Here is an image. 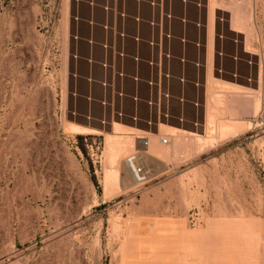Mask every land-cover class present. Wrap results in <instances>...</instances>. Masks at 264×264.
Returning a JSON list of instances; mask_svg holds the SVG:
<instances>
[{"label":"rangeland","instance_id":"rangeland-1","mask_svg":"<svg viewBox=\"0 0 264 264\" xmlns=\"http://www.w3.org/2000/svg\"><path fill=\"white\" fill-rule=\"evenodd\" d=\"M215 3L245 14L237 29L250 37L230 31L232 12L214 16L228 61L219 72L207 59L196 127L151 136L158 167L135 145L140 128L119 123L113 147L112 124L72 115V2L0 0V264H264V0ZM207 73L218 81L210 125ZM138 150L144 180L126 164Z\"/></svg>","mask_w":264,"mask_h":264},{"label":"built area","instance_id":"built-area-1","mask_svg":"<svg viewBox=\"0 0 264 264\" xmlns=\"http://www.w3.org/2000/svg\"><path fill=\"white\" fill-rule=\"evenodd\" d=\"M72 2V54L73 61V81L75 84L72 94L73 106L72 115L82 117L88 123L98 122L102 128L108 127L112 122L130 123L132 126L140 128L142 131L155 132L160 124L169 126L172 120L179 125L190 124L196 127L197 120H188L184 116V108L190 106L198 113L202 108L200 101H191L184 95L186 86H190L199 92L203 89L201 76L206 70V62L199 60H190L186 56V47L194 46L198 52L202 48L200 41H191L185 34L188 26H194L201 30L206 25L201 20L207 19V0H70ZM133 3L137 9L145 6L149 10V16L143 18L139 13L130 14L127 11V5ZM182 9V14L176 13V7ZM82 7L88 10L89 17H83ZM193 7L199 19L191 21L186 16V10ZM74 9V10H73ZM102 14V21L95 19V13ZM133 22L136 32L130 34L127 32L128 22ZM226 20L223 17L217 18V43L218 48L215 56L218 58L219 72L222 69V61L226 57L222 49V44L226 42L224 26ZM81 25H86L90 30V36L84 38L80 34ZM146 26L148 36L143 37L140 34L141 26ZM175 25L180 26L182 34L177 35L174 31ZM100 30L102 40L94 38L93 32ZM131 41L136 52L129 54L126 51L127 43ZM84 43L90 54L82 56L80 46ZM177 44L180 47V54H175L173 48ZM144 46L148 55L141 56L140 48ZM98 48L102 57L96 59L92 56V51ZM84 62L89 69V73L82 76L78 72V65ZM126 62H131L134 66V72L129 73L125 69ZM180 68L181 73L175 74L174 66ZM214 65V63H213ZM146 68V76L139 73V68ZM191 66L196 71V79L190 80L184 70ZM97 68L101 76L96 78L92 70ZM83 81L87 86L89 93L82 98L77 92L78 84ZM130 83L133 93L126 91V85ZM180 91L174 92V87ZM146 90V96L140 94V89ZM98 90L95 96L93 90ZM93 91V93H92ZM84 99V100H83ZM79 102H85L86 110L81 113L77 105ZM129 102L132 106V112H126L125 105ZM178 106L179 114L173 113V106ZM140 108L146 110V116L140 114ZM98 110V116L95 111ZM86 141V140H85ZM142 145L147 146L145 139L138 140ZM162 144H167L168 139H160ZM140 151L128 159V164L132 169L133 176L146 179L145 169L139 164L141 160ZM135 162V163H134Z\"/></svg>","mask_w":264,"mask_h":264},{"label":"crops","instance_id":"crops-1","mask_svg":"<svg viewBox=\"0 0 264 264\" xmlns=\"http://www.w3.org/2000/svg\"><path fill=\"white\" fill-rule=\"evenodd\" d=\"M98 1L102 2V0H98ZM127 11L130 14L139 13L143 18H147L149 16L148 8H146L145 6H142L140 9H137L136 6L133 3H131V2L127 5ZM175 11H176L177 14H182V9L179 8L178 6L176 7ZM81 14L85 18L89 17L88 10L85 7H82ZM186 16L191 21H197L199 19L198 14H197L196 10L193 7H189L186 10ZM95 19L97 21L101 22L102 19H103L102 18V14L100 12H96L95 13ZM201 21L205 22V24H206V21L204 20V18ZM126 30L130 34H134L136 32V27L133 24V22H131V21L128 22ZM174 31H175V33L177 35H181L183 33L182 29L178 25H175ZM80 34H81L82 37L87 38V37L90 36L91 33H90V30H88L86 25H81ZM140 34L143 37H147L148 36L149 33H148V29H147L146 26H144V25L141 26ZM185 34L191 41H200L201 44H202V48H201L200 52H198V50L194 46L188 45L186 47V56H187V58H189L190 60H199L202 63L206 62L207 61V58H206L207 57V36H206L205 27L199 31L194 26L190 25V26H188L186 28ZM93 36L98 41L102 40V32L100 30H95L93 32ZM217 48H218V43H217V40H215L214 43H212V48H211V52H212L211 53V65H213V63L215 65H218V58H216V56H215V51L217 50ZM173 50H174L175 54H180L181 53L180 47L177 44L174 45ZM126 51L129 54H134L136 52V48H135L134 44L131 41H129L127 43ZM139 52H140L141 56H143V57H146L148 55V51H147V49L144 46H142L140 48ZM80 53H81L82 56H88L90 54V51H89L88 47L84 43H82L81 46H80ZM92 56L94 58H96V59H100L102 57V53H101V51L98 48H96V49H94L92 51ZM223 61L224 62L228 61V56L227 55H226V57L224 58ZM125 69L129 73H133L134 70H135L134 66L132 65L131 62H126ZM73 70H74V66H73ZM77 70L82 76H85V75H87L90 72L89 69H88V66L84 62H81L78 65V69ZM174 72H175V74H180L181 73V70H180V68H178L177 65L174 66ZM139 73L142 76H146V74H147L146 68L144 66H141L139 68ZM92 74L96 78H99L101 76V73H100V71L97 68H94L92 70ZM184 74L190 80H195L196 79V71L191 66H187L185 68ZM204 77H205V72L201 76V82H203V83H204ZM78 85H79V90L77 88V92H79V94H81L82 98H84V96L89 93V90H88L87 86L85 85V83L83 81H81ZM93 91H94L95 96H97L99 94L98 90L95 89ZM93 91H92V93H93ZM126 91L128 93H133V88H132L130 83H128L126 85ZM179 91L180 90L175 86L174 87V92L178 93ZM202 93H203L202 94L203 97L201 98L200 94H198V92H196V90L194 88L190 87V86H186V88L184 90L185 97L187 99L191 100V101L197 100V101L202 102V99L204 98V90H203ZM140 94L142 96H146V90L144 88H141L140 89ZM80 103L82 104V109L80 110V108H79V110H80L81 113H84L85 110H86V104H85V102H80ZM125 110H126V112H132V106H131V104L129 102L126 103ZM202 110L203 109L200 108L198 110V113L196 114L195 111L190 106H186L184 108V116L188 120H198V119L200 120V118L202 117ZM95 113L98 114V110H96ZM173 113L174 114H179L180 113V111L178 110V106H176V105L173 106ZM140 114H141V116L145 117L146 116V110L144 108H140ZM169 126L173 127V129L176 128V130L177 129L184 130L183 128H185L184 125H181V124L179 125L174 120H172L170 122ZM185 126H187V124ZM132 127H134V126H132Z\"/></svg>","mask_w":264,"mask_h":264},{"label":"bare ground","instance_id":"bare-ground-1","mask_svg":"<svg viewBox=\"0 0 264 264\" xmlns=\"http://www.w3.org/2000/svg\"><path fill=\"white\" fill-rule=\"evenodd\" d=\"M233 5V4H232ZM235 5V4H234ZM216 6V3H215V0H208V2H207V30H208V34H206L207 36H208V46H207V48H208V56L206 57L207 59H210L209 60V62L211 61V48H212V34H213V32H212V30H213V27H214V25H213V23H214V16L215 15H220V16H223V14L224 13H230V12H232V14L230 15L231 16V22H232V24H233V27H235V28H231V30L230 31H232V32H234L235 34H240V35H244L245 36V34H246V36H249V35H247V32L246 31H244V32H246V33H244V32H242V31H240V30H238L240 27L238 26V25H241L242 23H244L243 21L244 20H247L248 18H245L244 16H246L245 14H244V16L242 15V13L239 11V10H237L234 6H232V8H235V9H230V10H232V11H226V10H223V9H221V8H218V7H215ZM237 7V6H236ZM237 8H239V7H237ZM221 12V14H219L218 12ZM248 21L249 20H247L246 22L248 23ZM245 25V24H244ZM246 26H247V24H246ZM238 28V29H237ZM247 28V27H246ZM240 29H242V28H240ZM244 29V28H243ZM251 29V28H250ZM248 32H249V30H248ZM250 33V32H249ZM250 37V36H249ZM250 38H248V40H249ZM250 42V41H249ZM247 46V45H246ZM245 46V49H244V51L243 52H245L246 54H248V55H250V56H255L256 54H254L253 52H250L249 50H247V47ZM209 57V58H208ZM258 57V56H257ZM208 61V60H207ZM206 61V62H207ZM211 63V62H210ZM211 65V64H210ZM206 66H207V63H206ZM211 67V66H210ZM209 67V68H210ZM208 68V67H207ZM211 69V68H210ZM209 69V70H210ZM208 70V69H207ZM208 70V71H209ZM209 73V72H208ZM207 73V78H206V82H205V84H206V87H205V106H204V124H206V125H210L211 123H212V121H214V120H212V119H214V117H213V111H212V109H215V105H214V103H212L213 102V100L211 101V97H213V99H216L215 98V95L214 94H212L214 91V83H213V85H212V83H211V81L210 80H212L213 81V79H209L210 77H211V75H209V74H211V72L208 74ZM258 77H260L259 75H258ZM213 82H215V81H213ZM216 82H218V81H216ZM215 82V83H216ZM252 94H254V93H252ZM254 96V95H253ZM256 97V96H255ZM249 99V98H248ZM235 100H237V99H235ZM254 100V99H253ZM252 100V101H253ZM197 101V100H196ZM216 102H217V100H215ZM248 101V100H247ZM251 101V100H250ZM255 103V102H254ZM251 104H252V102H251ZM244 105V104H243ZM254 105V104H253ZM252 105V106H253ZM249 106V105H248ZM212 107H214V108H212ZM259 107V106H258ZM246 108V107H245ZM257 108V107H256ZM229 109V108H228ZM252 110V109H251ZM214 115H215V113H214ZM236 121V120H235ZM228 123V122H227ZM121 124V123H120ZM119 124V122H112V125H111V129H112V132H111V134H109L108 136H107V142L109 143V144H111V142H112V144H113V142L115 141V140H117L116 142H118V139L122 136V135H124V132H125V130H128L127 128H125L124 126H122V125H120ZM109 125V126H110ZM228 125V124H227ZM71 126V125H70ZM164 127V128H169L170 126H166V125H163V124H160L158 127L160 128V127ZM234 126V125H233ZM228 127V126H227ZM235 127V126H234ZM233 127V128H234ZM159 128H157V130H155V132H148V131H139V130H137V132H139V134L140 133H142L139 137L137 136V137H135L136 139H137V141L138 140H140V139H145L146 141H147V146H141L142 147V150H144L145 152H143V155H144V158L146 157L147 159L146 160H148V158L150 159L151 158V161H153L154 159H153V156L152 155H149V149H150V147H151V145H150V147H149V144L152 142H149L150 141V138H151V140L153 139L152 137H154V140H155V138H158V136L160 137V134H161V129H159ZM238 128V127H237ZM70 129L71 130H73L75 133H77V134H90L91 132H93L92 130H89V129H87V128H84V127H81V126H76V125H72L71 127H70ZM169 129H172V130H175V131H179V130H176V129H173L172 127L171 128H169ZM206 129V128H205ZM131 130H135V129H131ZM96 132V131H95ZM179 132H182V131H179ZM144 134V135H143ZM138 135V134H137ZM152 136V137H151ZM167 136V135H166ZM185 136V135H184ZM191 136V135H190ZM195 136V135H194ZM168 137L170 138V137H172V135H170L169 136V134H168ZM182 137V136H181ZM180 137V138H181ZM205 137H207V135H205ZM180 138H179V140L178 141H176V143H175V145L177 146V149H178V147L179 146H181L180 148H182V142L180 141ZM183 138V137H182ZM197 138V137H196ZM199 138H201V137H199ZM198 138V139H199ZM203 138V137H202ZM204 139V138H203ZM120 140V139H119ZM196 140V139H195ZM201 140V139H200ZM133 142H134V140H132ZM136 140H135V145H142V142H137ZM159 141H160V139H159ZM161 142V141H160ZM200 142V141H199ZM121 143V142H120ZM125 143V142H124ZM137 143V144H136ZM174 143V142H173ZM162 144V143H161ZM114 145V146H113ZM112 146L113 147H115V144H113ZM118 145V144H117ZM157 145V144H156ZM198 145H199V143H198ZM173 146V145H172ZM109 147H110V145H109ZM117 147V146H116ZM152 147H155V149L153 148L152 149ZM151 147V152L154 150V151H156L155 153H157L158 154V152H161V151H163V149L160 147V146H157V147H160V148H156V146L154 145V146H152ZM202 147V146H201ZM118 148H121V147H118ZM114 149V148H113ZM116 150H118L117 148H115ZM123 148H121V150H122ZM175 149V148H174ZM176 149V150H177ZM191 149V148H190ZM120 150V149H119ZM124 150V149H123ZM107 151H110L109 152V154H108V159L109 160H107V161H109L110 162V159L111 160H113L112 158H113V156L116 154V151L115 150H107ZM171 151V150H170ZM173 151V150H172ZM163 153H165V152H163ZM163 153H161V154H163ZM168 153V152H167ZM166 153V154H167ZM173 153V152H172ZM125 154V153H124ZM150 154H152V153H150ZM160 155V154H159ZM159 155H158V157H159ZM168 155H170V154H168ZM120 156V155H119ZM118 156V157H119ZM123 156V155H122ZM125 156V155H124ZM154 156H156V154L154 155ZM167 156V155H166ZM130 157V156H129ZM168 157V156H167ZM127 158H128V156H127ZM144 158H142V161H143V159ZM155 158V157H154ZM156 158H157V156H156ZM162 158H165V157H163L162 156ZM169 158H171V157H169ZM123 159V158H122ZM121 159V160H122ZM130 159V158H129ZM166 159H168V158H166ZM124 160H126V158L124 157ZM158 161H159V159H157ZM161 160V159H160ZM165 160V159H164ZM163 159H162V161H164ZM155 162H157L156 160H154ZM161 161V164L163 163ZM119 162V161H118ZM123 162H125V161H123ZM141 162V161H140ZM146 162H148V161H146ZM160 162V161H159ZM159 162H157V164L155 163V164H149V165H157L158 167H159ZM165 162V161H164ZM128 162H126V164H127ZM135 163V162H134ZM144 163H145V161H144ZM150 163V162H149ZM112 164V163H111ZM114 164V163H113ZM125 164V163H124ZM148 164V163H147ZM120 165H122V163L120 164ZM128 165V164H127ZM148 165V166H149ZM122 167H123V165H122ZM113 168H118V170H119V166H117V167H113ZM112 168V169H113ZM126 168H128V167H126ZM125 168V169H126ZM119 172V171H118ZM116 173V172H115ZM127 172L126 171H123V174H126ZM131 173V172H130ZM107 174V173H106ZM105 174V175H106ZM119 175V174H118ZM108 177V176H107ZM115 177V176H114ZM113 177V178H114ZM117 177V176H116ZM125 177V176H124ZM123 177V178H124ZM130 177V176H129ZM110 178H112V177H110ZM122 178V177H121ZM120 178V179H121ZM128 178V177H127ZM127 178L125 177V179L124 180H126V182H128L129 180H127ZM146 179H147V177H145ZM109 179V178H108ZM116 179V178H115ZM133 180V179H132ZM131 180V181H132ZM139 180V179H138ZM138 180H136V181H138ZM142 181V180H141ZM116 182V181H115ZM114 182V183H115ZM118 182H119V178H118ZM140 182V181H139ZM106 183V182H105ZM113 183V184H114ZM117 183V182H116ZM115 183V184H116ZM138 182H136V184H137ZM141 183V182H140ZM107 184V183H106ZM136 184L134 185V186H136ZM130 185V184H129ZM108 186H109V183H108ZM109 188H111V187H109ZM109 188L107 187V189L109 190ZM107 190V191H108ZM111 190V189H110ZM110 190H109V192H110ZM105 191V190H104ZM106 192V191H105ZM108 193V192H107Z\"/></svg>","mask_w":264,"mask_h":264}]
</instances>
